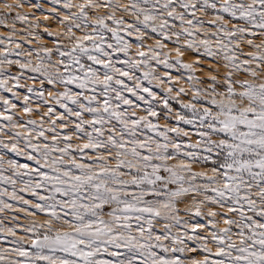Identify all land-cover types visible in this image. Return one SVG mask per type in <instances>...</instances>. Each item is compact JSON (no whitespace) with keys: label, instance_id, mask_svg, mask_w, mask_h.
I'll use <instances>...</instances> for the list:
<instances>
[{"label":"snow or ice","instance_id":"snow-or-ice-1","mask_svg":"<svg viewBox=\"0 0 264 264\" xmlns=\"http://www.w3.org/2000/svg\"><path fill=\"white\" fill-rule=\"evenodd\" d=\"M47 2L0 0V264H264V0Z\"/></svg>","mask_w":264,"mask_h":264},{"label":"rangeland","instance_id":"rangeland-1","mask_svg":"<svg viewBox=\"0 0 264 264\" xmlns=\"http://www.w3.org/2000/svg\"><path fill=\"white\" fill-rule=\"evenodd\" d=\"M33 2H38V3H42V4H44L45 8H50V7H52V5H51L50 3L47 2V0H33ZM25 11H28V9L25 8ZM33 11H35V15H36V16H40V15L42 14L40 11H36V10H33ZM127 19H129V21L131 22V18H130V17H127ZM48 24H49V26H50L51 28L55 29L56 24H55V21H54V20H53V21H49ZM17 27H18V28H22L23 25H19V24H18ZM7 31H8V30H7L6 28L0 27V34L6 33ZM41 32H42V29H41ZM149 37H151L152 39H148V40H147L148 43H153V42H154V39L158 38V37L155 36V34L151 33L150 31H149ZM51 39H52V38H50V37L44 36V39H43L42 42H44V43H48V45L51 46V43H50ZM33 46H35V45H33ZM170 46H171V45H170ZM26 47H27V45H26ZM161 70H163V69H161ZM13 72H15V69H13ZM173 74H174V75H179V73L176 72L175 70H173ZM21 91L23 92V91H25V90L21 89ZM156 91H159V90L156 89ZM0 95L8 96L9 98L13 99L14 102H16V103H18V104L20 103V101H16L14 98H12L10 93H3V92H0ZM173 103H174V102H173ZM174 107H177V108H178L179 105H176V104L174 103ZM41 110L43 111V109H41ZM57 111H62V109H59V107L57 106ZM33 118H36V116L34 115ZM7 156L10 157V158H12V159L18 160L20 163H32V162H30V161H27V160H26L24 157H22V156H16L14 153H8ZM26 198L31 199V197H26ZM12 215H20L21 217L23 216L22 213H9V214H8L9 217L12 216ZM21 222H23V220H22ZM5 223H9V221L6 220ZM9 226H10V225H9Z\"/></svg>","mask_w":264,"mask_h":264}]
</instances>
